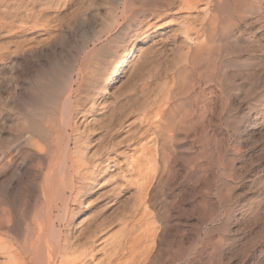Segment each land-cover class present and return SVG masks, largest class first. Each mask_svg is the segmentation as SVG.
I'll return each mask as SVG.
<instances>
[{
  "label": "bare ground",
  "instance_id": "bare-ground-1",
  "mask_svg": "<svg viewBox=\"0 0 264 264\" xmlns=\"http://www.w3.org/2000/svg\"><path fill=\"white\" fill-rule=\"evenodd\" d=\"M249 1L189 0L185 6L196 9L204 2V16L214 12L230 21L240 20L244 18L243 12L256 9V0L252 1V6H244ZM187 30L186 33L182 31L186 37L183 38L187 46L186 60L192 64L190 66L203 65L197 68L199 78L226 89L232 114L228 119L226 115L223 118L227 130L244 145L257 147L264 136L261 135L264 131V82L261 84L263 95L255 92L261 89L258 85L262 77L250 72L241 60L232 58L238 50L245 51L235 39L231 43L224 39L220 41L221 46L215 41L217 53L207 54V59L203 56L204 61H200L204 48L201 49L199 43H203V35L192 36ZM127 35H123L124 42L129 40ZM61 57L38 63H12L26 70L34 67L31 78L24 76V70L8 81L0 77L2 264H86L84 259L94 246L96 216L92 213V203L98 198L101 181L107 179L103 177L99 181L94 171H90L88 138L79 134L76 126L77 117L85 109L84 98L78 95L88 94L90 102L102 99V106H106L110 102L106 96L111 86L108 82L118 67L96 78L95 83L91 82V76L83 73V65L73 70V63L64 65ZM244 81L250 83L246 91ZM8 90L9 98L3 100L2 95ZM171 94L160 102L154 100L153 113L145 110V106L140 114L145 122H150V115L155 121L150 122L149 146L142 150L136 162L139 216L130 225L129 232L133 234L135 229L133 240L138 252L126 264L158 263L162 255L169 258L161 264H264V162L260 164L261 159H256L257 164H252L253 153L248 156L246 152L229 158L222 144L224 139L221 138L222 142L217 139L219 128L212 122L214 115H210L214 108L208 106L211 110L208 117L203 113L195 115L196 100L177 101ZM235 98H242L244 102L240 117L232 113L236 107ZM177 110L181 112L178 117L174 116ZM178 140L185 142L179 145ZM260 150L254 155L264 148ZM93 167L92 170L96 166ZM159 189L165 193L164 211L156 207ZM22 207L32 209V217L20 221L18 209ZM192 217L195 224L190 229L197 232L204 229L203 236L195 235V240L186 244L187 225L184 224ZM124 228L116 238L125 235L128 230ZM172 228L176 230L174 236L170 233ZM2 239L6 242L1 243ZM110 264L122 263L117 259Z\"/></svg>",
  "mask_w": 264,
  "mask_h": 264
},
{
  "label": "rangeland",
  "instance_id": "rangeland-1",
  "mask_svg": "<svg viewBox=\"0 0 264 264\" xmlns=\"http://www.w3.org/2000/svg\"><path fill=\"white\" fill-rule=\"evenodd\" d=\"M187 1L189 0H150L151 4L142 0H0V77L5 80L8 81L11 76L23 70L26 78L33 76L34 67L26 70L22 66H17L18 63L13 65V62L38 63L39 60L46 61L47 58L53 59L56 56H62L63 61L60 62L64 65L73 63V70L79 66L82 68L83 65L82 71L85 75L91 76V82L104 76L112 67H118L113 79L108 82L111 86L106 96L109 97L110 102L108 101L106 106H102V99L90 102L88 94L78 95L84 98L82 100L85 109L77 117L76 126L80 130L79 134L88 138L90 171H94L98 180L99 178L102 180L103 177L107 179L105 182L101 181V186H98L99 191L97 190L98 198L92 203V213L96 216L94 220L97 228L94 226L96 233L94 246L89 256L84 259L86 264H110L117 259H120L122 264H126L138 252L133 240L135 229L133 234L129 232L130 225L132 226L139 216L136 209L138 199L136 162L142 150L149 146L147 143L152 139L150 122L155 121L150 115V122H145L140 114L145 106V110L153 113L155 108L152 103L156 99L160 102V99L170 93L176 96L177 101L194 99L197 101L195 115L203 113L207 117L211 112L208 106L214 108L213 114L210 115L211 117L214 115L212 122L219 128L217 139L221 142L224 139L222 144H225L226 155L231 158L244 155L245 152L248 156L249 153H253L252 164H257L256 161L260 159V164L264 162V151L258 153L264 148V136L259 143L260 146L258 144L253 148L251 145H244L227 130L226 119L232 114H230V102L225 95L226 89L199 78L198 67L203 65L199 63L195 67L190 66L192 64L185 58L187 46L184 43L185 34L183 35L186 29L192 36L203 35L202 39L205 43L199 44L200 48L205 50L203 49L200 59L203 56L205 59L207 54L209 56L216 54L217 45L221 46L220 41L225 39L231 43L235 39L234 41L245 51L238 50L232 58L241 60L250 68V72L262 77L258 85V88H261L264 82V0H256L258 1L255 3L256 9L251 7L254 11L249 9L243 12L244 18L230 21L214 12L211 13L212 16L210 14L204 16L203 12L206 11L204 2L198 4L196 9H187L185 6ZM252 1L244 3V6H252ZM201 22L207 24L200 27L199 25H203ZM226 30L230 32L226 33ZM126 34L129 40L124 42L123 35ZM217 40L218 44L215 43ZM111 63L113 66L109 67ZM244 83L246 91L250 83L247 81ZM178 87H182V90ZM191 92L196 94L192 95ZM255 92L263 95V87L256 89ZM9 93V90L5 91L2 99L7 100ZM158 95L160 98H157ZM191 95L194 98H191ZM86 98L88 99L85 100ZM246 98L249 102L250 97ZM241 99L235 98L236 107L232 112L239 117L244 108ZM180 114L181 112L177 110L174 116L178 117ZM225 115L226 119L223 121ZM262 132L261 135H264V131ZM184 142L177 141L178 144ZM256 151L258 154L254 155ZM158 191L156 207L164 211L163 194L165 193L163 189ZM28 209L24 207L18 209L20 221L32 217L33 210ZM188 222L184 224L182 221V224L187 225L186 244L195 240V235L202 237L204 230L197 232L195 229H190L195 224L194 217ZM122 228L128 231H125L123 239L119 238V235L116 238ZM175 231V228L170 229L173 236ZM1 241L3 243L4 240ZM161 257L158 263L168 262V255ZM2 261L0 256V264L3 263Z\"/></svg>",
  "mask_w": 264,
  "mask_h": 264
}]
</instances>
